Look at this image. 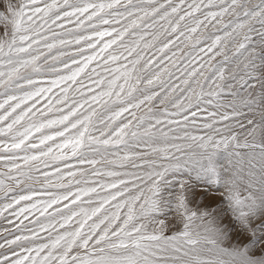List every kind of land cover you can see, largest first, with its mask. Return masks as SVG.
I'll use <instances>...</instances> for the list:
<instances>
[{
  "label": "snow or ice",
  "instance_id": "obj_1",
  "mask_svg": "<svg viewBox=\"0 0 264 264\" xmlns=\"http://www.w3.org/2000/svg\"><path fill=\"white\" fill-rule=\"evenodd\" d=\"M7 12L0 264H264V0Z\"/></svg>",
  "mask_w": 264,
  "mask_h": 264
},
{
  "label": "rangeland",
  "instance_id": "obj_2",
  "mask_svg": "<svg viewBox=\"0 0 264 264\" xmlns=\"http://www.w3.org/2000/svg\"><path fill=\"white\" fill-rule=\"evenodd\" d=\"M19 0H0V13H4L5 15H8V12H7V5L8 3H18ZM4 22L0 21V35L3 34L4 32ZM8 28L10 29L11 28V24L9 23L8 24Z\"/></svg>",
  "mask_w": 264,
  "mask_h": 264
}]
</instances>
